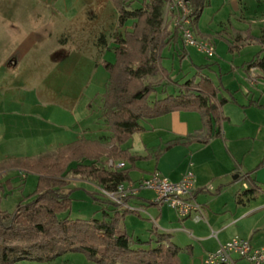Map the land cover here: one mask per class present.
<instances>
[{
    "label": "crops",
    "instance_id": "crops-1",
    "mask_svg": "<svg viewBox=\"0 0 264 264\" xmlns=\"http://www.w3.org/2000/svg\"><path fill=\"white\" fill-rule=\"evenodd\" d=\"M42 1L47 5H57L60 0ZM246 1L251 0H238V6H231V15L242 22L239 27L254 25L262 32L264 0H255L251 5ZM76 12L75 18L87 14L83 10ZM90 13L76 28L79 36H70L63 44L64 40L61 43L53 40L52 30L36 36L37 31H33L28 21L32 13L0 12V164L55 153L82 138L105 141L104 138L110 137L109 132L101 127L98 117L101 116L100 96L109 80L102 63L114 55L115 40L120 35L118 13L114 11L111 16L117 36L114 40L109 38L110 23L104 22L100 12ZM218 14L212 18L213 22ZM2 23H5L3 27ZM93 23L97 25L95 29ZM244 31L245 28L234 30L236 42L241 41L238 47L248 42ZM100 35L105 36L106 41L97 42ZM197 35L215 43L199 25ZM235 55L236 51L233 58ZM83 59H90L91 66H94L89 84H95L98 92L91 99L81 97V101L78 95L67 96L64 93L61 77L69 71L67 65H79ZM244 63L241 66L233 64L231 71L235 74L240 73L238 68L244 71L236 81L240 84L238 91L246 96L249 104H243L244 108L239 111L228 109L232 103L224 106L223 113L229 121L224 122L220 137L208 144L196 142L166 151L168 145L176 140L186 141L190 136L205 135L200 114L174 112L143 121L144 130L123 146L133 156L144 158L136 164L138 170L131 173L133 184L154 172L161 173L172 182H179L187 173L194 174V198L203 208L204 220L197 223L186 219L181 227L170 228L174 224H163L160 219L157 225L161 230L158 232L172 235L176 245L191 247L190 252L183 253L190 264H203L207 253L216 251L221 244L235 237L250 241L254 247H264V75L256 69L248 70ZM63 66L66 69L63 70ZM241 79L245 84L240 82ZM62 98H68L73 106L63 105ZM94 99L97 101L93 102ZM252 102L263 107L251 105ZM251 110L255 111L250 115ZM256 143H260V151H255ZM248 158H252L250 165L245 162ZM116 162L125 163V168L130 167L126 162ZM13 172L21 176L19 171L11 170L3 177ZM134 173L138 176L134 177ZM16 181L17 178L11 181L13 188L18 186ZM37 182L38 177L36 185ZM89 182L85 181L90 186L88 192H98L99 188H94L95 184ZM27 183L28 178L25 183L23 181L22 190ZM252 187L257 189L256 196L246 194ZM70 188L77 187L74 184ZM155 198L154 192L142 191L131 199L128 206H133L141 215L143 210L157 207L153 205ZM213 233L217 237H213ZM179 234L188 235L184 246L174 241ZM181 261L183 264L182 255ZM237 264L248 263L238 261Z\"/></svg>",
    "mask_w": 264,
    "mask_h": 264
},
{
    "label": "trees",
    "instance_id": "trees-1",
    "mask_svg": "<svg viewBox=\"0 0 264 264\" xmlns=\"http://www.w3.org/2000/svg\"><path fill=\"white\" fill-rule=\"evenodd\" d=\"M111 1L118 12L120 35L113 48L114 62L102 63L109 80L100 107V118L110 137L105 141L82 138L55 153L0 164V194L5 192L6 185L14 189L11 180L2 181L11 170L23 172L24 183L31 175L38 177L34 192L23 198L13 212L1 209L0 199V264L46 263L69 253L83 254L93 264H182L181 254L191 251V247L176 245L172 235L159 233L155 228L151 231L154 238L148 241L120 234L122 222L129 215L140 214L112 202L100 189L115 192L120 185L132 183L131 173L138 170L136 164L144 158L133 156L123 146L144 130L143 121L174 112L198 113L205 135L176 140L165 150L196 142L208 144L221 136L224 122L229 121L224 116V106L238 101L229 89V96H222V84L216 86L205 75L210 65L196 67L198 71L190 79L175 78L173 70L165 66L167 51L182 44L175 50H182L178 54L181 60L188 52L172 20V27L165 20V9L171 0ZM208 6L209 0H192L191 20L196 35ZM247 36V41L258 40L261 50L244 66L264 75V27L260 37L250 33ZM98 41H106L105 36ZM234 48L236 43L229 47V52L234 54ZM159 77L160 80L151 81ZM166 87L173 91H166ZM251 105L263 107L258 102ZM110 160L126 162L130 167L114 171L106 167ZM70 173L75 179L90 181L99 188L89 194L106 205L101 219H72L69 215L61 218L71 212L72 195L77 190L70 188ZM246 194L256 196L257 189L252 187ZM131 199L127 198L125 203L128 205ZM153 205L158 206L156 202Z\"/></svg>",
    "mask_w": 264,
    "mask_h": 264
},
{
    "label": "rangeland",
    "instance_id": "rangeland-1",
    "mask_svg": "<svg viewBox=\"0 0 264 264\" xmlns=\"http://www.w3.org/2000/svg\"><path fill=\"white\" fill-rule=\"evenodd\" d=\"M238 0H210V6L207 7L199 22V27L201 30L206 32L208 35L213 37L215 41L214 46L216 49L215 56L209 58L206 54L201 53L198 51L197 48L189 47L187 49L189 56L183 58V60L179 57V52L183 53L182 50L178 52L175 51L176 49H180L181 45H178L176 49H171L165 53V56L168 58L165 60L164 64L167 68L173 70V76L177 79H190L196 73V67L202 65H210V69L206 70L205 73L209 76L216 86L222 84V96H229V92L226 89L231 90V92L236 97L238 104H231L228 106V109H233L236 111L243 109V104L248 105V100L245 95L240 93L239 87L240 84L237 83L236 78L238 75L242 74V69H240V73H236L231 71L232 65L237 64L241 66L244 62H249L252 58L261 50V46L258 40L248 41L243 47H238L236 42V37L234 36L235 28H245L244 35L247 38L248 33L253 35V37L258 38L260 36V28L257 26H249L248 24L242 25L239 27V24H242L240 20H237L236 17L232 14V7L231 6H238ZM249 5L254 4L255 0L246 1ZM89 6V7H88ZM76 7V8H75ZM87 11L85 16L91 15L90 12H100L101 17L104 19L105 23L109 24V38L114 40L116 38L115 31V22H113L114 11L117 12L115 6L113 5L111 0H60L57 5H47L44 4L42 0H0V12L4 13L6 11H13L15 12H27L31 14L32 18H30L29 26L33 29V31H37L36 36L40 37V35H44L45 33L50 32L52 30L53 33V40L57 43H61V40L67 42L70 36H79L76 35V28L79 24L83 23V17L80 16L79 18H75L77 15L76 11ZM90 13V14H89ZM118 13V12H117ZM218 16L212 21V18L217 14ZM112 18V19H111ZM165 20L167 24H171V17L168 13V10H165ZM103 22V21H102ZM118 22V18H117ZM116 22V23H117ZM213 22V23H212ZM223 23L222 25L220 24ZM107 23V24H108ZM93 27H97L95 23H93ZM5 23L1 24L3 27ZM250 28H248V26ZM81 26V25H80ZM91 26V25H90ZM247 26V27H246ZM51 27L53 29H51ZM107 29V28H105ZM221 34H218V33ZM90 37V34H89ZM101 35L99 36V38ZM98 38V40H99ZM206 39V38H203ZM209 39V38H208ZM97 40V42H98ZM248 40V39H247ZM246 40V41H247ZM234 48L236 51V55L233 58L232 54L229 52V47L235 45ZM238 47V48H237ZM114 55H110L107 61H114ZM84 61L79 65H67V73L63 74L61 77V84L64 93L67 96L70 94L78 95L80 100L83 101L81 97L90 98L93 94L95 95L98 92V89L95 84H89V80L91 77L92 69L94 66H91L90 59H83ZM87 60V61H85ZM62 69H66L64 66ZM72 71V73H71ZM64 72V71H63ZM160 80L159 78L151 79V81L156 82ZM241 83L245 84L244 81L241 79ZM161 91V90H159ZM166 91H173L172 88L166 87ZM102 92V91H101ZM102 92L101 94H103ZM101 97V96H100ZM161 98V97H160ZM91 99V98H90ZM95 100V101H94ZM93 102L97 100L94 99ZM61 102L65 106L72 107V101H68V98H62ZM255 110H251L253 113ZM259 111V110H256ZM101 115V114H100ZM239 115V114H238ZM238 117V116H237ZM99 121H101V127L106 129L107 126L103 119L98 117ZM255 143V142H254ZM257 144V143H256ZM260 143H258L255 147V151H260ZM246 164L249 165L252 163V158L247 159ZM134 177H137V173L133 174ZM18 186L13 190H10V186H5V192L0 194L1 198V209L4 211L13 212L17 206V204L28 195L32 194L36 188V179L35 175H31L28 177L27 186H24L23 190V176H19L18 172H13L12 174L8 173L5 177L2 178V181L5 182L7 180H14ZM75 177L70 173L69 180H71L72 185L74 184L77 187V190L73 193V206L71 212L68 214L61 215V218L66 216H70L72 219H84L89 220L92 218L101 219L103 217V210L105 208V204L101 201H95L89 194L88 190L90 188L89 185L85 184L83 180L77 179L74 180ZM75 182H74V181ZM84 182V183H83ZM12 183V182H11ZM90 183V182H89ZM13 185V184H11ZM97 188V186H93ZM96 192V191H95ZM130 207V206H129ZM133 207V206H132ZM130 207L134 210V208ZM163 222V224L171 225L172 227H181L183 224L182 221L176 216L174 211L170 209L167 205L164 206H157L152 207L149 209L143 210L141 215H129L124 222H122L119 233L124 234L127 233L129 235L134 236L136 239H141L143 241H148L151 238H154V235L151 234L152 229H157V231H161L160 228L157 226L159 225V220ZM190 219L186 220L187 222ZM194 221V220H192ZM195 222V221H194ZM188 237L187 234H179L175 238V242L180 244L181 246L185 244L186 238ZM183 264H190L187 263L188 259L183 255ZM17 264H93L87 261L86 257L80 253H69L57 260L52 262H31V261H22ZM204 264V263H203Z\"/></svg>",
    "mask_w": 264,
    "mask_h": 264
},
{
    "label": "built area",
    "instance_id": "built-area-1",
    "mask_svg": "<svg viewBox=\"0 0 264 264\" xmlns=\"http://www.w3.org/2000/svg\"><path fill=\"white\" fill-rule=\"evenodd\" d=\"M167 10L187 48H197L199 52L206 54L209 58L215 56L216 49L213 43L209 39L197 37L192 27V0H171ZM106 167L119 171L125 168V163L110 160ZM20 175L25 178L23 172H20ZM100 191L122 208H129L125 203L127 198H135L142 191H152L156 194L155 202L158 206L167 205L175 211L181 221L193 219L198 223L204 220L203 208L194 198L196 178L193 173H187L179 182H172L161 173L154 172L136 184L120 185L115 192L103 189ZM213 237H217L216 233H213ZM238 261H245L248 264H263L264 247H254L250 241L235 237L227 243L221 244L216 251L207 253L204 264H237Z\"/></svg>",
    "mask_w": 264,
    "mask_h": 264
}]
</instances>
